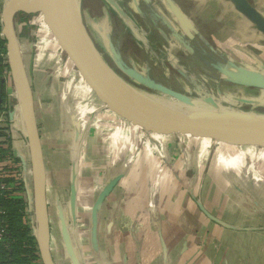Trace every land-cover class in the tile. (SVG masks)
<instances>
[{
	"label": "crops",
	"instance_id": "0c3cea01",
	"mask_svg": "<svg viewBox=\"0 0 264 264\" xmlns=\"http://www.w3.org/2000/svg\"><path fill=\"white\" fill-rule=\"evenodd\" d=\"M80 10L128 83L164 85L162 75L196 91L199 111L264 115V0H80ZM36 30L19 51L53 264H264V187L237 178L254 155L212 162L209 140L193 138L195 153L193 136L143 131L107 108L45 22ZM12 154L29 162L20 133Z\"/></svg>",
	"mask_w": 264,
	"mask_h": 264
},
{
	"label": "water",
	"instance_id": "95a60500",
	"mask_svg": "<svg viewBox=\"0 0 264 264\" xmlns=\"http://www.w3.org/2000/svg\"><path fill=\"white\" fill-rule=\"evenodd\" d=\"M68 8V12L70 13L68 25L70 33L61 32L55 28L54 24L51 22L53 14L51 13L50 8L44 4L43 0H32L30 4L26 0H3V7L0 12L2 25L1 35L6 41V59L8 56H12L14 59L13 62L7 60L12 83V88H7V94L11 95L14 93V96L18 101V106L16 107L18 113H9L8 116L9 119H11L12 115L13 120L14 117L18 118L20 122H22L23 128L25 127V131H23L22 128L20 129L21 126L19 128H15L14 130L19 131L27 140L31 175L30 210L33 211L32 222L35 224V227L32 229L37 242L42 264H53L49 251V229L45 205V174L33 115L30 85L21 61L18 43L19 35H17L15 31V25L13 22L16 14H31L35 11L43 14L44 22L48 26L51 34L59 43L64 54L71 61L74 68L84 78L88 85L93 89L95 94L105 105H107V108L121 118L141 127L145 131L161 134L190 135L193 137L209 138L212 140H214V138L206 136L204 133L212 130H244L258 133L264 132V123L253 122L247 118L248 116L264 118V115L246 112L223 113L220 111H199L190 98L178 94L171 89L165 88L163 85L155 84L148 80L141 81L139 84H141L145 89H154L164 92L173 100L178 102V104L176 103L179 105L178 107H181V105L184 107L182 109H178L177 107L176 109L166 113H156L135 104L109 84V82L103 79L84 58L82 52L85 51L87 41L91 43L94 51L96 48L83 26L80 0H78L76 7L73 5ZM101 61L105 64L102 58ZM105 66L110 70L106 64ZM21 82L23 86L24 95H22L24 99L23 97H20L19 99L20 91L18 83L21 84ZM128 84L137 88L130 83ZM206 101L212 107L214 106V102L212 100L206 99ZM214 141L217 142L216 140ZM224 144L231 146H254L256 148H264V145L246 142L242 144Z\"/></svg>",
	"mask_w": 264,
	"mask_h": 264
},
{
	"label": "trees",
	"instance_id": "16d2710c",
	"mask_svg": "<svg viewBox=\"0 0 264 264\" xmlns=\"http://www.w3.org/2000/svg\"><path fill=\"white\" fill-rule=\"evenodd\" d=\"M29 4L32 0H26ZM31 16L16 14L13 22L15 31H27ZM0 19V113L7 112L3 108L8 101L9 66L6 59V41L1 35ZM19 37L22 36L18 32ZM0 230L3 232L0 241V264H42L36 239L33 235L32 216L30 210V180L24 181L23 170L29 162L12 154L14 131L9 122L0 126Z\"/></svg>",
	"mask_w": 264,
	"mask_h": 264
},
{
	"label": "bare ground",
	"instance_id": "6f19581e",
	"mask_svg": "<svg viewBox=\"0 0 264 264\" xmlns=\"http://www.w3.org/2000/svg\"><path fill=\"white\" fill-rule=\"evenodd\" d=\"M43 2L48 8H50L51 13L53 14V19L51 20V22L54 24L55 28H57L61 32L70 33V28L68 26L70 13L68 12V7L73 5L76 7L78 0H43ZM86 43L87 45L85 46V51H83L82 53L87 62L91 64V66L103 79L109 82V84H111L115 89L124 94L135 104L156 113H166L177 108L176 101L173 100L169 95L163 94L160 91L154 89L140 90L123 81L119 76H117L105 66L100 58L102 55L100 56L96 50L94 51L91 43L89 41H87ZM9 57L11 58V62H13V57ZM18 86L19 91L21 92H19L20 99V97H23L24 95L22 82L21 84L18 83ZM247 118H249V120H252L253 122L264 123V118L253 116H248ZM204 134L206 136L214 138V140L215 138L221 139L233 144H242L246 142L251 144L264 145V132L258 133L244 130H212L207 131Z\"/></svg>",
	"mask_w": 264,
	"mask_h": 264
},
{
	"label": "rangeland",
	"instance_id": "374dc122",
	"mask_svg": "<svg viewBox=\"0 0 264 264\" xmlns=\"http://www.w3.org/2000/svg\"><path fill=\"white\" fill-rule=\"evenodd\" d=\"M2 7H3V0H1V4H0V12H1ZM31 15H32V17H31V19L29 21V26H30L29 29H30V32L33 31L34 33H36V31H37L36 29L39 28V27L41 28V23L44 24V22H43V20H44L43 17L44 16H43V14H41L38 11H35L34 13H31V14H29V13H21V16H26V17L28 16L29 17ZM18 32H20L22 34V36H25L29 32V30L25 31L23 29H19ZM18 32L16 31L17 35H18ZM21 37H19V41H18L19 47L22 44L21 43V41H22ZM95 48H96L98 54L100 56L102 55L101 58L103 59L105 64L110 68V70H112L114 73H116L118 76H120L124 81H126L125 78H124L123 72L115 67L114 62L112 60H109V58L107 56H105V54H103L99 50V48H97L96 46H95ZM160 77H161V82L164 83L163 86L165 88L171 89L174 92H176L178 94H181V95H183L185 97H189V98H191L192 94L195 95L196 91H191V90H186L185 91V88H183L179 82L163 80L164 78L162 77V75ZM9 87H10V84H9ZM137 89L146 90L143 87H137ZM161 93L165 94L164 92H161ZM9 102L10 103L7 106L8 107V112L10 114H13L14 112L18 113V110H16V107L18 106V101H17L16 97L14 96V93L9 95ZM176 103L178 104V102H176ZM178 106L179 105H177V107ZM183 107L181 105V107H178V109H182ZM8 115L9 114L6 113V116H7L8 120H9V122H10V126H11L12 130L14 132H16V134L14 133L15 137H17V136H19L20 132L19 131H15L14 129L15 128H19L20 126H22V122H20V120L18 118H16V117H14V120H13V116L12 115H11V119H9ZM107 127L108 126L104 127L106 132H108V129H109V127L108 128ZM142 130L145 131L144 129H142ZM17 132H19V133H17ZM191 138H192V140L190 142V146L192 148H194V152L195 153H196V150H197V142L193 138L206 139V140L211 141L212 146H211V148L208 151V156H209L208 158H209V161H212V162L216 161V159L220 155H222L223 157L227 158L230 155L234 154L235 151H237V152L240 151V152H244V153H247V154L254 155V157L251 158V159H250L249 156H247V158H245V160H244L245 161V166L244 167L246 168L247 172H246V170H244L245 171L244 173L242 171L238 172L237 178H244V179H246L248 181L250 180V182H251V180H254L256 182H254L253 184H260L262 187H264V161L260 160L261 158H264V148H256L254 146H231V145L224 144V143H230V144H233V143L228 142V141H224V140H221V139H216V138H215V140L218 141V142H215L214 140L209 139V138H200V137H191ZM220 142H224V143H220ZM166 143H168V142H166ZM25 156L26 155H24V157H23L24 160H25ZM29 174H30V171H29V168L27 167L25 170H23L24 181H28L29 182V180H30L29 179ZM32 225H33L32 227H35V224L33 222H32Z\"/></svg>",
	"mask_w": 264,
	"mask_h": 264
},
{
	"label": "built area",
	"instance_id": "2783aa9c",
	"mask_svg": "<svg viewBox=\"0 0 264 264\" xmlns=\"http://www.w3.org/2000/svg\"><path fill=\"white\" fill-rule=\"evenodd\" d=\"M1 121V120H0ZM3 124L0 123V126H2ZM1 128V127H0ZM3 187L0 185V192L2 191ZM2 236H3V232L0 230V241L2 240Z\"/></svg>",
	"mask_w": 264,
	"mask_h": 264
},
{
	"label": "flooded vegetation",
	"instance_id": "af4514ba",
	"mask_svg": "<svg viewBox=\"0 0 264 264\" xmlns=\"http://www.w3.org/2000/svg\"><path fill=\"white\" fill-rule=\"evenodd\" d=\"M160 49H164V46L163 45H160Z\"/></svg>",
	"mask_w": 264,
	"mask_h": 264
}]
</instances>
